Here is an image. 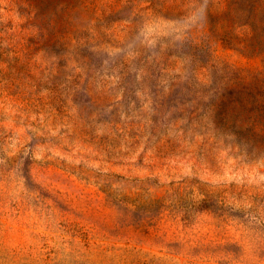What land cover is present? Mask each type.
Segmentation results:
<instances>
[{"label": "rangeland", "instance_id": "374dc122", "mask_svg": "<svg viewBox=\"0 0 264 264\" xmlns=\"http://www.w3.org/2000/svg\"><path fill=\"white\" fill-rule=\"evenodd\" d=\"M0 264H264V0H0Z\"/></svg>", "mask_w": 264, "mask_h": 264}]
</instances>
